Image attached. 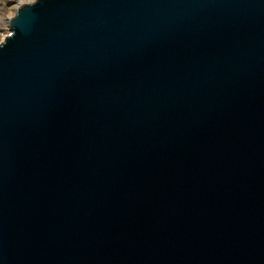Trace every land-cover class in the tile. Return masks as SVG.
<instances>
[{"label":"water","instance_id":"water-1","mask_svg":"<svg viewBox=\"0 0 264 264\" xmlns=\"http://www.w3.org/2000/svg\"><path fill=\"white\" fill-rule=\"evenodd\" d=\"M9 28L0 264H264V0H38Z\"/></svg>","mask_w":264,"mask_h":264},{"label":"rangeland","instance_id":"rangeland-1","mask_svg":"<svg viewBox=\"0 0 264 264\" xmlns=\"http://www.w3.org/2000/svg\"><path fill=\"white\" fill-rule=\"evenodd\" d=\"M21 3L24 2L22 0H0V36L3 38L10 32L8 16L13 15Z\"/></svg>","mask_w":264,"mask_h":264},{"label":"clouds","instance_id":"clouds-1","mask_svg":"<svg viewBox=\"0 0 264 264\" xmlns=\"http://www.w3.org/2000/svg\"><path fill=\"white\" fill-rule=\"evenodd\" d=\"M22 2H27V3L32 4V5L35 6L38 3V0H22ZM8 19L9 20L12 19V15L11 14L8 16ZM14 35H15V32H12L10 36H14ZM6 42L7 41H4V40L2 42H0V47L5 46Z\"/></svg>","mask_w":264,"mask_h":264},{"label":"snow or ice","instance_id":"snow-or-ice-1","mask_svg":"<svg viewBox=\"0 0 264 264\" xmlns=\"http://www.w3.org/2000/svg\"><path fill=\"white\" fill-rule=\"evenodd\" d=\"M9 35H11V33H9ZM2 41H3V37L0 36V42H2Z\"/></svg>","mask_w":264,"mask_h":264}]
</instances>
